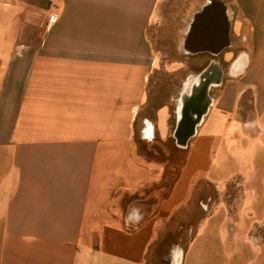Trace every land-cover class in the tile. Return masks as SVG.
<instances>
[{
    "label": "crops",
    "instance_id": "crops-1",
    "mask_svg": "<svg viewBox=\"0 0 264 264\" xmlns=\"http://www.w3.org/2000/svg\"><path fill=\"white\" fill-rule=\"evenodd\" d=\"M26 2L56 20L45 36H17L0 52V264H165L168 256L157 258L153 245L189 196L200 171L190 169L193 157L221 145L228 114L240 117L237 134H264V88L246 83L244 67L232 75L239 82L210 91L212 106L188 143L197 139L186 165L152 170L138 159L143 143L176 140L186 85L229 59V42L246 59L230 17L231 4L240 5ZM4 6L9 14L25 11L24 0ZM14 15L6 24L21 25ZM168 33L175 46L158 51L153 44ZM252 109L257 118L246 121Z\"/></svg>",
    "mask_w": 264,
    "mask_h": 264
},
{
    "label": "rangeland",
    "instance_id": "rangeland-1",
    "mask_svg": "<svg viewBox=\"0 0 264 264\" xmlns=\"http://www.w3.org/2000/svg\"><path fill=\"white\" fill-rule=\"evenodd\" d=\"M26 1L24 13L14 15L15 12L9 14L11 8L4 5L14 7L16 0H0V38L5 43L0 45V52H9L8 45L17 36L32 35L33 32L46 35L51 18L47 13L30 9ZM235 1L241 9L232 3L230 17L231 24L240 25L241 37L244 36L240 51L246 54L243 70L246 83L264 88V0ZM12 15L23 21L21 25L6 24ZM33 24L38 31H32ZM170 33L153 47L158 51L171 50L175 44ZM225 121L233 124L230 128L224 125V142L214 147L210 154L204 149L200 156L193 157L190 169L200 171L193 178L189 196L180 215L168 223L163 229L164 235L153 245L157 258L168 256L165 264H170L176 249L186 252L185 264H193L198 255L197 264H264V134L259 133L253 138L251 134L257 132L251 131L248 134L251 139L246 133L237 134L240 127L235 124L236 116L228 114ZM211 125L210 118L200 136ZM196 141L194 139L181 155L173 138L156 140L151 145L143 143L144 159H138L150 161L152 170L179 168L186 165ZM169 178L171 180L172 176ZM260 223L262 227H257Z\"/></svg>",
    "mask_w": 264,
    "mask_h": 264
},
{
    "label": "flooded vegetation",
    "instance_id": "flooded-vegetation-1",
    "mask_svg": "<svg viewBox=\"0 0 264 264\" xmlns=\"http://www.w3.org/2000/svg\"><path fill=\"white\" fill-rule=\"evenodd\" d=\"M219 20L214 17L212 21L220 24L221 21ZM204 40L206 41V39ZM230 48L231 50H229ZM225 51H228L227 54H231L229 59H222L218 66L211 64L206 71L197 75L186 85L180 101L177 132L175 134L179 148L186 149L189 141L196 136L198 127L203 124L207 111L212 106L210 91L219 87L221 81L223 85L225 81L237 83L240 80V78H233L232 74L235 75L241 68V66L237 65V60L240 63L246 60L245 57L241 56L239 58V54L231 42L228 43ZM212 57L219 58L220 53L212 55ZM232 116H236L235 122L240 118L237 113L232 114ZM254 118H257V111L252 109L247 112L245 119L246 121L254 122ZM183 255L182 249H176L170 257L171 264H182Z\"/></svg>",
    "mask_w": 264,
    "mask_h": 264
},
{
    "label": "bare ground",
    "instance_id": "bare-ground-1",
    "mask_svg": "<svg viewBox=\"0 0 264 264\" xmlns=\"http://www.w3.org/2000/svg\"><path fill=\"white\" fill-rule=\"evenodd\" d=\"M237 62H238V66H241V68H240V70L239 71H237V73L235 74V75H233V76H236L237 77V75H240L239 73H242V70H243V68L245 67V64L247 63L246 62V60H243V61H241L240 63H239V60H237ZM235 66H236V64H235ZM235 77V78H236Z\"/></svg>",
    "mask_w": 264,
    "mask_h": 264
},
{
    "label": "built area",
    "instance_id": "built-area-1",
    "mask_svg": "<svg viewBox=\"0 0 264 264\" xmlns=\"http://www.w3.org/2000/svg\"><path fill=\"white\" fill-rule=\"evenodd\" d=\"M55 20H56L55 17H51L50 22L52 23V22H54Z\"/></svg>",
    "mask_w": 264,
    "mask_h": 264
}]
</instances>
